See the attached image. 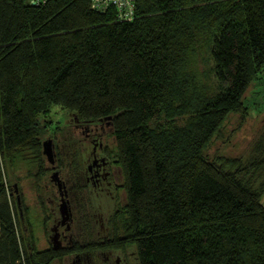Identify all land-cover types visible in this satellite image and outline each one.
<instances>
[{
    "label": "trees",
    "instance_id": "obj_1",
    "mask_svg": "<svg viewBox=\"0 0 264 264\" xmlns=\"http://www.w3.org/2000/svg\"><path fill=\"white\" fill-rule=\"evenodd\" d=\"M263 76L264 0H135L129 22L91 0H0V264L62 256L35 237L25 244L19 212L29 209L19 180H7L29 154L39 194V118L54 108L110 122L120 241L138 264H264V124L246 162L206 153L231 114H247L245 94ZM77 157L57 164L71 171Z\"/></svg>",
    "mask_w": 264,
    "mask_h": 264
},
{
    "label": "flooded vegetation",
    "instance_id": "obj_2",
    "mask_svg": "<svg viewBox=\"0 0 264 264\" xmlns=\"http://www.w3.org/2000/svg\"><path fill=\"white\" fill-rule=\"evenodd\" d=\"M67 126L71 127L76 142L83 145L76 167L71 171L59 167L57 160L68 159L71 153L63 148L58 151L55 141L47 138L52 141L54 162L49 163L45 158L49 167L40 181L44 191L38 194L30 189L29 181L25 182V188L21 187L23 203L31 206H27L28 213L23 209L19 212L25 244L28 246L33 237L40 240L34 232L39 229L46 245L40 251L52 249L62 254L53 263L138 264L135 248L120 241L123 229L118 219L124 205L119 206L117 200L123 191L122 174L110 154L113 143L110 122L99 120L86 124L72 119ZM14 188L17 194L16 183ZM101 199L112 203L113 212L109 216L97 210L102 208Z\"/></svg>",
    "mask_w": 264,
    "mask_h": 264
},
{
    "label": "rangeland",
    "instance_id": "obj_3",
    "mask_svg": "<svg viewBox=\"0 0 264 264\" xmlns=\"http://www.w3.org/2000/svg\"><path fill=\"white\" fill-rule=\"evenodd\" d=\"M209 66L211 65L209 64ZM262 78L260 83L251 85L245 94L244 102L247 107V114L244 117L238 113L230 115L224 123L222 137L215 139L208 148L206 152L208 156L223 155L240 158L244 162L249 159L252 145L260 135L261 128L264 124V76ZM210 85L211 89L214 90L216 84L212 79ZM39 119L41 125H48L47 131L43 134L42 141L51 138L49 135L53 136V133L57 131L56 128H59L61 132L55 138L57 140L55 144L58 151L63 148L64 151L66 150L69 153H81L83 145L76 142L78 140H76V137L71 132V127L67 126L72 120L70 114H67L66 111L59 108H54L48 116ZM179 121L177 123H179ZM30 158L31 156L29 154L18 157L16 159V164L11 167L9 166L7 169V180L13 183L18 179L20 188H25L27 185L25 182L29 181L30 189L36 190L32 177L36 172V165L29 161ZM45 167H49L46 160ZM261 184H264V175L255 179V187ZM37 186L38 192L42 193L44 191L43 184L40 182ZM93 200L95 201V199ZM99 201L101 202L102 208H97L98 212L100 211L103 216H109L113 212L112 203L108 199H101ZM117 201L119 206L125 205V194L123 191L119 192ZM260 201L264 206V189ZM26 203L27 206L31 208L29 203ZM38 231L39 229L34 230V232L37 233V237H40V240H37L35 244L37 249L41 250L44 249L46 245L44 237ZM52 264L58 263L54 262Z\"/></svg>",
    "mask_w": 264,
    "mask_h": 264
},
{
    "label": "built area",
    "instance_id": "obj_4",
    "mask_svg": "<svg viewBox=\"0 0 264 264\" xmlns=\"http://www.w3.org/2000/svg\"><path fill=\"white\" fill-rule=\"evenodd\" d=\"M47 0H29L31 5H40ZM108 8H114L117 19L129 22L134 19L135 0H91V9L98 12H105Z\"/></svg>",
    "mask_w": 264,
    "mask_h": 264
},
{
    "label": "water",
    "instance_id": "obj_5",
    "mask_svg": "<svg viewBox=\"0 0 264 264\" xmlns=\"http://www.w3.org/2000/svg\"><path fill=\"white\" fill-rule=\"evenodd\" d=\"M42 154L49 163L54 162V153L51 139H46L42 142Z\"/></svg>",
    "mask_w": 264,
    "mask_h": 264
}]
</instances>
